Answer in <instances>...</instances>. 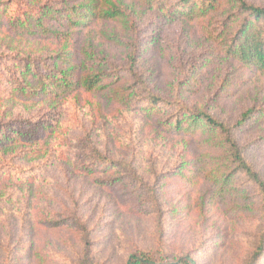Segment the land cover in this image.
I'll list each match as a JSON object with an SVG mask.
<instances>
[{"label":"rangeland","instance_id":"374dc122","mask_svg":"<svg viewBox=\"0 0 264 264\" xmlns=\"http://www.w3.org/2000/svg\"><path fill=\"white\" fill-rule=\"evenodd\" d=\"M11 1L0 0V73L8 81L0 86V264H127L134 253L248 264L263 226L253 187L240 176L238 190L216 181L224 151L206 129L185 136L167 133L164 125L178 102L229 127L255 110L234 135L264 178V73L224 57L197 23L121 0L137 18L136 71L173 108L150 119L141 109L119 107L109 92L45 101L9 97L4 93L12 91L9 81L21 60L51 61L61 49L51 39L14 33ZM21 1L12 4L18 15L47 0ZM246 1L264 7V0ZM125 18L80 30L71 48L77 63L90 54L91 61L106 60V73L130 68L133 51L104 35L131 40ZM18 122L42 127L41 140L34 146L18 141ZM90 145L120 163L119 170L76 166ZM148 188L156 189L160 213L148 203Z\"/></svg>","mask_w":264,"mask_h":264},{"label":"trees","instance_id":"16d2710c","mask_svg":"<svg viewBox=\"0 0 264 264\" xmlns=\"http://www.w3.org/2000/svg\"><path fill=\"white\" fill-rule=\"evenodd\" d=\"M40 0H34L39 2ZM140 8L155 10L168 20L180 18L189 23H197L205 39L214 45L226 58L238 61L249 69L264 73V7L246 0H130ZM22 4L21 0L9 2L8 12L10 29L25 39L42 37L51 39L61 45L58 54L51 61L41 57L38 60L26 58L19 62V67L12 73L10 88L7 94L18 95L27 100H56L73 97L83 91L86 94L109 92L111 101L121 108L141 109L145 116L153 119L163 110L174 107L173 102L154 94L147 82L136 71L140 52L139 30L137 18L132 15L128 5L123 7L121 0H47L39 9L20 12L12 8V4ZM9 9V6H7ZM12 11V13H11ZM128 17L131 40H123L118 35L104 34L111 43L119 48H129L133 52L129 56L130 68H115L106 73L101 70L105 59L94 58L90 54L78 64L71 50L72 40L76 34L88 28L93 22H119ZM127 20V19H126ZM127 24V25H128ZM2 62L0 61V64ZM99 65V66H98ZM5 77L0 73V86L3 87ZM12 83L14 85H12ZM175 114L164 125L167 133L179 135H195L204 128L211 138L224 151V164L215 169L218 183L238 190L234 185L236 177L244 179L253 187L259 202L263 223L255 251L248 264L264 263V178L247 160L244 150L238 144L235 131L245 128L256 112L247 111L234 126H227L212 114L196 112L184 103H176ZM25 125H27L25 127ZM20 131L19 140L25 145L34 146L41 140L40 129L27 122L14 125ZM18 131V130H16ZM8 137V136H7ZM9 140V139H8ZM5 140H3L4 142ZM2 142V143H3ZM90 163L91 166L86 165ZM120 163L113 162L101 155L95 146L90 145L86 160L76 161V166L89 172L98 169L108 173L114 171ZM116 167V168H115ZM124 168L132 171L129 166ZM119 170V168H117ZM150 194L148 203L160 213L156 189H147ZM58 225V224H57ZM87 240V239H86ZM148 253H134L127 264H195L191 257L170 260L168 256Z\"/></svg>","mask_w":264,"mask_h":264}]
</instances>
